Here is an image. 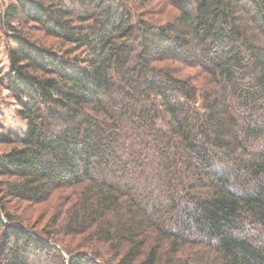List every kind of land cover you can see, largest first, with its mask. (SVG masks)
I'll return each instance as SVG.
<instances>
[{"label":"trees","instance_id":"trees-1","mask_svg":"<svg viewBox=\"0 0 264 264\" xmlns=\"http://www.w3.org/2000/svg\"><path fill=\"white\" fill-rule=\"evenodd\" d=\"M0 22L24 121L0 130V264H264V0Z\"/></svg>","mask_w":264,"mask_h":264},{"label":"rangeland","instance_id":"rangeland-1","mask_svg":"<svg viewBox=\"0 0 264 264\" xmlns=\"http://www.w3.org/2000/svg\"><path fill=\"white\" fill-rule=\"evenodd\" d=\"M8 1L10 0H0V20L2 17L3 6ZM1 25L2 23L0 22V70L6 71L8 68V60L5 51L4 33ZM37 34L40 35L39 32H37ZM16 105L17 104L13 101L7 89L0 85V130L4 128L20 130L24 127V121H22L16 113ZM43 221L44 219H42L40 223H43Z\"/></svg>","mask_w":264,"mask_h":264}]
</instances>
